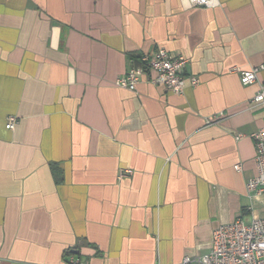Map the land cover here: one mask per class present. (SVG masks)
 Returning <instances> with one entry per match:
<instances>
[{
    "label": "crops",
    "instance_id": "0c3cea01",
    "mask_svg": "<svg viewBox=\"0 0 264 264\" xmlns=\"http://www.w3.org/2000/svg\"><path fill=\"white\" fill-rule=\"evenodd\" d=\"M160 49L199 84L118 87ZM260 85L264 0H0V264H179L264 217Z\"/></svg>",
    "mask_w": 264,
    "mask_h": 264
},
{
    "label": "built area",
    "instance_id": "2783aa9c",
    "mask_svg": "<svg viewBox=\"0 0 264 264\" xmlns=\"http://www.w3.org/2000/svg\"><path fill=\"white\" fill-rule=\"evenodd\" d=\"M193 7L213 8L219 5V0H189ZM189 60L184 56L174 55L165 49L154 54H146L141 58V64L133 66L118 78V87L136 91L143 80L151 84L163 86L168 91L182 95L188 86H197L199 79L187 75L186 68ZM263 66L251 68H234L244 86L258 82V74ZM252 108L264 107V85L251 100ZM17 118L11 117L7 129H14ZM255 141V161L257 175L247 184L250 198L264 197V128L253 134ZM236 170L241 166L236 165ZM131 173L124 170L122 176ZM179 264H264V217L255 218L251 223L238 217L231 223L222 224L214 231L213 245L210 252L202 257L186 256Z\"/></svg>",
    "mask_w": 264,
    "mask_h": 264
},
{
    "label": "rangeland",
    "instance_id": "374dc122",
    "mask_svg": "<svg viewBox=\"0 0 264 264\" xmlns=\"http://www.w3.org/2000/svg\"><path fill=\"white\" fill-rule=\"evenodd\" d=\"M254 219H255V218L252 219L251 217H249V218H246V217H245V218H244V221L247 222V223H251Z\"/></svg>",
    "mask_w": 264,
    "mask_h": 264
}]
</instances>
